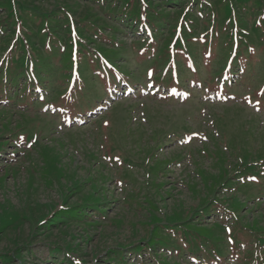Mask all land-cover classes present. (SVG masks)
<instances>
[{
	"label": "rangeland",
	"instance_id": "1",
	"mask_svg": "<svg viewBox=\"0 0 264 264\" xmlns=\"http://www.w3.org/2000/svg\"><path fill=\"white\" fill-rule=\"evenodd\" d=\"M62 2L100 15L0 0L3 71L17 57L39 82L0 98V264H62L49 242L75 264H121L120 247L125 264H264V0H130L142 32L93 42ZM76 203L92 222L42 224Z\"/></svg>",
	"mask_w": 264,
	"mask_h": 264
},
{
	"label": "trees",
	"instance_id": "2",
	"mask_svg": "<svg viewBox=\"0 0 264 264\" xmlns=\"http://www.w3.org/2000/svg\"><path fill=\"white\" fill-rule=\"evenodd\" d=\"M33 1V0H32ZM31 0H22L23 4H25L27 7H31L35 10V8H38V12H41L43 10H46L47 8L52 7L51 5L53 4V1H57V0H36L34 1V3ZM83 2H86L88 4L91 5L90 10L92 9H96L100 15H94V17L92 18H77L76 16H74L72 14L71 7H76L77 5L76 3H73V5H69V4H65L64 2L61 3V5H64L62 7L58 6L59 8H52V9H59L58 11H60V13L63 14H67V15H72L76 18V23H77V27H78V31L79 34H81V36H84L89 42H93L95 41L96 37L94 36L97 30H102L104 29L103 25L105 23L111 24L113 26H115L118 31L122 32L123 28H126V26H129L128 23H126L127 20H130L133 18V15L131 14L133 11L129 10L126 7L129 4L130 0H81ZM113 2V5H110V3ZM125 3H128L127 5H125ZM60 5V4H58ZM68 7H67V6ZM76 5V6H75ZM110 5V6H109ZM2 7L6 8L8 7L6 0H2ZM4 8H0V14H2L3 9ZM132 11V12H131ZM88 15V14H87ZM86 15V16H87ZM130 18V19H129ZM4 27V29L1 30L0 33V42L4 41L5 36L7 35V33H11L8 32L10 27H11V23L10 21H8L7 23H4L2 25ZM88 27V28H86ZM106 27V26H105ZM92 30H94V33L92 32ZM60 31L63 32V37H66V31L67 29H60ZM39 33V31H37L36 33H34V35L36 36ZM11 36L7 37L6 40H10ZM32 43V41H31ZM26 45V48L25 46ZM29 43L28 41L26 42H22L19 41V43H17L16 48L14 47V51H17V48L19 49V52H24V58H26V53H28V47H29ZM13 48V47H12ZM0 51L2 50V47L0 46ZM19 53V54H20ZM29 55V54H28ZM12 59V66H11V73L8 74L6 72L3 71V69L6 68V66L4 67L3 65L6 63L3 62L4 61V57L2 59H0V98H3L6 96L7 101L5 103H8V99L11 98V102L9 103V105L11 107H18L17 106V102L20 100V97L18 94V92L16 91L17 88H20L22 85H25V92L27 93H33L34 92V88L39 85V82L36 81V79L32 76H29L28 74H22L19 73L18 69L14 66V62H16L17 57L11 58ZM37 59L45 65L50 64L49 61L46 59V57L42 56L41 52L39 54H37ZM20 78H23L22 81H25V83L20 82ZM7 84L8 85H12V88H15L14 91L12 88H9V90L7 88ZM25 95V93H23ZM27 98V97H26ZM72 99V98H71ZM3 102H1L2 104ZM65 204V203H64ZM63 204V205H64ZM103 208V207H102ZM63 209L62 211H60L58 213L59 210ZM105 209V208H104ZM96 209L94 207H92L91 205H89V203H76V204H68L67 206L64 205V207L55 210L54 208L42 218V224H49L52 226L53 223L50 224L51 219L54 220L55 217H60V218H71V217H80L81 214L80 212L82 211L83 213H85L84 215H82L81 217L84 220H88L89 222H92L91 220V216L92 214H88L87 212L92 211V213H94ZM106 211L108 209H105ZM76 214V215H75ZM33 235H31L30 237L32 238ZM47 249L49 250V256L51 258H53L54 254H63V260H61L62 264H75L74 261L76 260L74 253L68 248V246L64 245V244H56L55 242H49L47 243ZM140 249V245L137 246H133L130 247V255L134 254H138L139 256H141L142 251L139 250ZM71 252L73 253V255H71ZM0 260L2 258H6L5 257V253H3L2 255H0ZM110 256L113 258V260H119L121 262V264H125V253L124 251H122L121 247L120 248H115L111 253ZM56 259V258H53ZM3 260V259H2ZM82 260V259H81ZM83 264H86L82 261ZM94 264H98V263H94Z\"/></svg>",
	"mask_w": 264,
	"mask_h": 264
}]
</instances>
